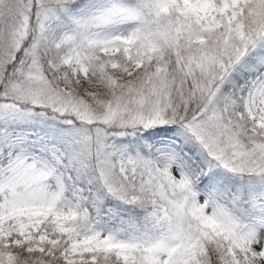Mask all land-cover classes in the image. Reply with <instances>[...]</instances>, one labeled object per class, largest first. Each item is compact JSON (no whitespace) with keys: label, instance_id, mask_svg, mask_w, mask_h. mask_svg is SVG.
<instances>
[{"label":"snow or ice","instance_id":"6c2138e0","mask_svg":"<svg viewBox=\"0 0 264 264\" xmlns=\"http://www.w3.org/2000/svg\"><path fill=\"white\" fill-rule=\"evenodd\" d=\"M0 264H264V0H0Z\"/></svg>","mask_w":264,"mask_h":264}]
</instances>
